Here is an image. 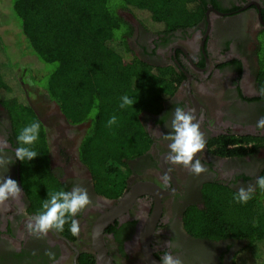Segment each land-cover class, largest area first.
<instances>
[{
  "label": "flooded vegetation",
  "instance_id": "obj_1",
  "mask_svg": "<svg viewBox=\"0 0 264 264\" xmlns=\"http://www.w3.org/2000/svg\"><path fill=\"white\" fill-rule=\"evenodd\" d=\"M204 1L205 15L198 23L168 34L151 33L127 17L133 26L129 48L140 61L170 71L175 91L165 97L160 111L141 114L150 145L129 161L131 172L121 193H100L81 161L79 148L89 123L71 124L66 118L71 130L57 144L49 141L45 129L51 172L66 191L80 184L92 200L75 217L78 236L71 234L70 224L63 232L50 231L46 239L30 235L26 224L36 213L23 188L20 161L9 165L7 173L0 169L22 190L18 200L0 209V264H52L46 251L54 252L60 264H160L165 252L184 264H239L237 259L247 251L245 241L194 236L185 217L206 208L207 188L237 196L239 187L254 185L264 174V129L256 127L264 116L257 53L264 32V0ZM176 106L204 117L206 147L197 158L207 171L199 176L167 161L169 142L163 137ZM0 138L7 140L5 151L14 158L18 142L1 104ZM132 192L140 194L126 202ZM169 241L171 247L166 246Z\"/></svg>",
  "mask_w": 264,
  "mask_h": 264
},
{
  "label": "trees",
  "instance_id": "obj_2",
  "mask_svg": "<svg viewBox=\"0 0 264 264\" xmlns=\"http://www.w3.org/2000/svg\"><path fill=\"white\" fill-rule=\"evenodd\" d=\"M205 11L204 0H14L12 15L3 14V22L0 18V104L16 140L24 126L40 123L33 146L38 156L20 161L32 212L43 211L49 193L66 189L51 172L44 125L9 81L18 71L26 73L71 124L89 123L79 148L81 161L100 193H121L131 172L129 161L150 145L141 114L160 111L165 97L175 91L170 71L140 61L129 48L133 26L126 15L142 26L161 25L168 34L195 25ZM259 39V82L264 87V32ZM125 95L134 102L121 109ZM113 115L117 123L108 127ZM205 198V209L186 214L187 229L212 240H243L246 250L264 262V190L257 187L247 203L208 188Z\"/></svg>",
  "mask_w": 264,
  "mask_h": 264
},
{
  "label": "clouds",
  "instance_id": "obj_3",
  "mask_svg": "<svg viewBox=\"0 0 264 264\" xmlns=\"http://www.w3.org/2000/svg\"><path fill=\"white\" fill-rule=\"evenodd\" d=\"M258 94L264 97V87L258 90ZM133 98L125 95L121 97L120 108L123 109L132 106ZM99 101L97 100V104ZM95 115V110L92 113ZM204 117L201 114L196 116L195 110H185L183 107L176 106L172 111L170 121V131L164 135V140L168 141L169 153L167 161L173 165H182L192 174L199 176L207 171L198 154L204 152L206 147V138L201 131V123ZM6 123V121H2ZM117 123V118L113 115L108 121L107 126L112 127ZM258 129H264V116L256 122ZM40 137V123L33 121L24 126L18 136V146L14 150V158L8 155L5 149L8 147L7 140L0 138V169L4 172L9 171V165L16 160L21 162L32 161L38 153L33 150V146L38 142ZM167 185L169 177H162ZM264 190V176L256 179L255 184H249L246 187L241 186L238 189L236 200L237 203H247L252 199L256 188ZM22 194L17 181L7 175L0 174V209L4 208L10 200H18ZM92 204L88 190L80 184H74L69 191H58L48 194V199L43 203V211L28 217L26 229L30 235L37 239H46L50 231L63 232L65 225L70 220V232L73 236H78L80 224L75 217ZM167 247H171V242H165ZM45 255L49 257L52 264H60L54 252L46 251ZM160 264H184V261L165 252L160 258Z\"/></svg>",
  "mask_w": 264,
  "mask_h": 264
},
{
  "label": "rangeland",
  "instance_id": "obj_4",
  "mask_svg": "<svg viewBox=\"0 0 264 264\" xmlns=\"http://www.w3.org/2000/svg\"><path fill=\"white\" fill-rule=\"evenodd\" d=\"M13 3L14 0L11 1L0 0V18L2 22H3V17H2L3 14L4 16H6L7 14L9 17L12 15ZM126 16L131 21L134 19L129 14H127ZM143 27L151 33H158L159 31L162 30L161 25L153 24L150 22ZM2 31H3V27L2 29H0V32ZM9 86L12 87V89L16 92V94L20 99L26 100L27 102L30 101L34 106V108L38 110V112L41 114L42 117L49 116L51 118L54 116L53 113L55 111L57 103L52 102L48 98H46L44 94L33 85V83L31 82L28 75H26V73L22 71H18V74H16L14 78L11 81H9ZM237 260L239 264H264V262H258V260L255 259V257H253V254L250 253L249 251L242 252L241 256Z\"/></svg>",
  "mask_w": 264,
  "mask_h": 264
},
{
  "label": "water",
  "instance_id": "obj_5",
  "mask_svg": "<svg viewBox=\"0 0 264 264\" xmlns=\"http://www.w3.org/2000/svg\"><path fill=\"white\" fill-rule=\"evenodd\" d=\"M37 116L39 117V119L41 120L42 124L44 125L47 134H48V138L49 141L53 144V143H63L65 141V138L67 137L66 131H70L71 130V126L68 123L65 115L62 113L61 108L58 104H56V108L55 111L53 113L54 117H49V116H45L42 117L41 114L38 112V110L34 109ZM58 117L59 121H60V127L58 125H55L54 119L55 117ZM143 190H147L146 187L143 188ZM141 193H145V192H141ZM140 193L137 194L132 192L128 195H126L125 197V201L128 202L130 199L135 198V196L137 197Z\"/></svg>",
  "mask_w": 264,
  "mask_h": 264
}]
</instances>
